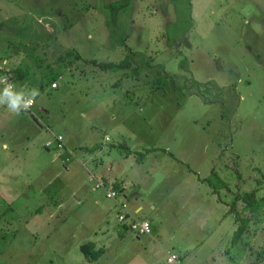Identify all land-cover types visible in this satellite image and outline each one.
I'll use <instances>...</instances> for the list:
<instances>
[{
	"label": "rangeland",
	"instance_id": "374dc122",
	"mask_svg": "<svg viewBox=\"0 0 264 264\" xmlns=\"http://www.w3.org/2000/svg\"><path fill=\"white\" fill-rule=\"evenodd\" d=\"M107 1L0 0V63L24 68L28 89L61 73L20 116L0 107V264H165L166 249L180 264H264V206L232 244L227 212L243 192L264 198V0H131L109 37ZM64 48L80 56L61 55L65 69ZM126 49L128 68L89 62ZM119 142L152 181L106 183L135 191L153 239L123 228L89 180Z\"/></svg>",
	"mask_w": 264,
	"mask_h": 264
},
{
	"label": "trees",
	"instance_id": "16d2710c",
	"mask_svg": "<svg viewBox=\"0 0 264 264\" xmlns=\"http://www.w3.org/2000/svg\"><path fill=\"white\" fill-rule=\"evenodd\" d=\"M130 1L131 0H110L100 5L101 12L103 13L104 25L108 32V37L113 32L112 28L118 27L119 16L126 10ZM122 40L123 38L120 36L115 45H123L121 44ZM61 55H64L66 58H68V60H77L80 58L79 54L76 51L64 48L61 54H59V56L55 58V61H60L59 63L61 64L63 69H65L66 66L62 64L63 62H61ZM129 55V49H126L125 54H123V56L116 62L96 61L93 58L89 59V62L96 65L102 71L124 69L130 66ZM5 70L8 74L9 81L16 87L20 88V86L25 84L24 75L26 74V70L24 68L15 66L14 68H8ZM60 75L61 73L59 70L52 71L51 69L50 72H43V75L40 77V82L37 85L38 90H42L44 87L49 86L50 83L54 82V80L57 79ZM83 149L88 150V148L86 149L85 147ZM152 150H154V148L149 147L145 149V152H149ZM128 152L129 151H127V153ZM138 154H140V156L143 155L142 152H139ZM116 190L120 191L119 188H117ZM254 192L255 191L252 189L247 192H243L240 195H236L228 205L227 212L234 214L233 216L236 221L235 228L233 229L230 237L231 244L236 242L240 238L242 233L246 230L250 215L260 211L264 206V198H256ZM237 200H240L242 203L239 209H237L235 205V202ZM242 213H245V215H243ZM121 226L123 228H126L124 225ZM78 248L85 258L90 259L88 255L89 252L87 244L83 243ZM257 256L260 258H264V254L261 252H257Z\"/></svg>",
	"mask_w": 264,
	"mask_h": 264
},
{
	"label": "built area",
	"instance_id": "2783aa9c",
	"mask_svg": "<svg viewBox=\"0 0 264 264\" xmlns=\"http://www.w3.org/2000/svg\"><path fill=\"white\" fill-rule=\"evenodd\" d=\"M2 68L3 65L0 64V79L6 78L7 82L11 83L8 76L2 72ZM1 85L2 87L4 86L3 84ZM55 85V81L50 83V87H54ZM55 147H63L62 137L60 135L55 136ZM89 180L92 181L93 188L101 189L105 198L112 199L114 201L116 207L115 219L120 225H124L127 230L137 236L151 234V227L149 223L144 219H137L133 216L124 199L120 197L121 192L117 191L100 178L90 175ZM164 261L165 264H180V259L177 254L167 249L164 250Z\"/></svg>",
	"mask_w": 264,
	"mask_h": 264
},
{
	"label": "crops",
	"instance_id": "0c3cea01",
	"mask_svg": "<svg viewBox=\"0 0 264 264\" xmlns=\"http://www.w3.org/2000/svg\"><path fill=\"white\" fill-rule=\"evenodd\" d=\"M0 64H2V63H0ZM3 65V72L8 76V74L6 73V68H5V66H4V64H2ZM9 79V78H8ZM25 85V84H24ZM24 85H22V86H20V88H22ZM0 86H1V88H3L2 87V85L0 84ZM47 87H49V88H56L57 87V85H55L54 87H50V85L49 86H47ZM18 90L20 89V88H18V87H16ZM95 143V142H94ZM119 145L121 146V147H123V150H124V152H122V154H120L119 156H117V158L116 159H114V158H112V163H110V164H108V167H106V165H102V163H100V164H98V163H92L93 164V166H95V165H100L101 166V169H104V173L107 175V176H103V175H101L103 178H101L102 180L104 179L105 180V182H112V183H115V184H117L118 183V185L119 184H121V183H123V181L125 180L126 182H128L130 185L133 183V182H131V181H128L127 179H128V172H130V175L132 176L131 178H135V183H138V181L140 180V181H143V180H145V181H152V177H148L147 175H146V173H144V175H143V177H142V180L140 179V177H139V173L137 174V169H135V164L134 163H132L133 161H130V162H128V164L126 165L125 163H124V159H125V157H127L126 156V154H127V151H131L129 148H128V145H126L124 142H119ZM115 146H113V148H114ZM112 148V149H113ZM154 148V147H153ZM126 149V150H125ZM70 151H73V153L74 152H76V151H78V150H71L70 149ZM135 151V150H134ZM154 151L152 150V151H149V152H147L146 154L147 155H151L152 153H153ZM75 154V153H74ZM145 154V155H146ZM153 155V154H152ZM143 156V155H142ZM142 158H145L144 156L142 157ZM155 155H153V156H151V157H149V159L148 160H150V162H153L154 160H155ZM146 159V158H145ZM133 164V165H132ZM155 164H156V162H155ZM149 169L152 171V170H154L155 168H154V166L153 167H149ZM133 174V175H132ZM122 176H124V179H123V177ZM138 178H139V180H138ZM117 182V183H116ZM130 187V186H129ZM118 188H120L121 189V192L123 193V187L122 186H119ZM126 194H124L123 193V199H124V201L126 202V204H127V206H128V208L131 210V212H133V214H134V216L135 217H137V218H139L138 216H140L141 217V213H142V211L144 210V205L143 204H141V202L140 201H134V202H129V201H127V199H128V197H130V196H134V195H137V194H135V191L133 190V189H128L126 192H125ZM114 206H115V203H114ZM38 208L39 207H37V209L35 210V212H37L38 211ZM134 235V234H133ZM135 236V238L136 239H139V237L140 236H144L145 238H150V239H153V237H152V235L150 234V235H140V236H137V235H134ZM163 255H164V251H163Z\"/></svg>",
	"mask_w": 264,
	"mask_h": 264
},
{
	"label": "clouds",
	"instance_id": "9594fccd",
	"mask_svg": "<svg viewBox=\"0 0 264 264\" xmlns=\"http://www.w3.org/2000/svg\"><path fill=\"white\" fill-rule=\"evenodd\" d=\"M0 84L4 85L0 89V107L6 108L13 116L18 117L22 112L29 110L40 95L37 88L28 89L24 86L18 90L14 84L8 83L6 78L0 79ZM3 147L7 149L9 146L5 143Z\"/></svg>",
	"mask_w": 264,
	"mask_h": 264
}]
</instances>
